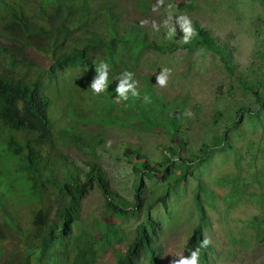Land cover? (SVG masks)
<instances>
[{
	"label": "trees",
	"instance_id": "16d2710c",
	"mask_svg": "<svg viewBox=\"0 0 264 264\" xmlns=\"http://www.w3.org/2000/svg\"><path fill=\"white\" fill-rule=\"evenodd\" d=\"M122 17L118 0H0V264H97L110 251L116 264H139L143 255L157 264L155 236L164 229L158 225L160 216H152V211L162 203L164 220L172 222L166 199L170 193L178 194L179 186L186 188L190 179L197 182L194 203L199 221L188 238L185 257L191 258L199 248V264H211L213 246H201L208 225L202 192L210 198L213 193L198 174L217 153L233 151L230 133L244 119L263 121L262 80L239 78L258 108L240 107L220 138L203 143L201 154H195L187 148L186 103L156 95L152 78L146 76L144 89L115 108L121 104L115 89L122 81L134 80L143 52L164 53L176 47L169 41L150 42L139 25ZM192 36L186 47L220 54L234 75L228 52L205 30L196 26ZM29 50L47 59L49 68L26 59ZM102 62L108 65V83L97 94L90 87ZM88 111L104 114L96 119L103 124H123L126 118L137 132L168 136L169 143L156 161L139 148L124 150L135 176L133 201L113 190L99 163L103 134L88 138L81 130L90 122L86 123L92 114ZM58 116H64L68 126L60 125ZM262 121L257 127H264ZM68 144L92 160L77 164L62 149ZM144 177L160 188V195L150 202H144L148 191ZM95 190L102 204L91 215L95 217H88L84 202ZM142 215L129 238L123 225Z\"/></svg>",
	"mask_w": 264,
	"mask_h": 264
},
{
	"label": "rangeland",
	"instance_id": "374dc122",
	"mask_svg": "<svg viewBox=\"0 0 264 264\" xmlns=\"http://www.w3.org/2000/svg\"><path fill=\"white\" fill-rule=\"evenodd\" d=\"M193 1L197 9L188 13L179 12L174 0H149L148 11L144 0L142 5L136 0H123V6L126 8L124 20L141 23L142 27L151 25L148 29L151 42L161 43L169 39L181 45L182 38L176 37L168 25L184 23V17H178L184 14L191 23L212 35L217 44L228 52L227 61L236 69L233 76L226 69L220 54L204 49L190 51L180 48L165 54L146 50L136 69L135 83L142 82V75L148 76L152 78L153 89L159 96L164 95L167 101L174 103L179 98L178 104L186 103V114L191 113L188 115L187 148L199 155L201 145L214 143L215 138H220L240 107L258 108L254 97L244 92L239 78H248L253 82L254 79L262 80L261 87L264 86V2ZM25 58L37 62L40 67L49 68L50 62L33 50H29ZM160 75H164L166 86L158 85ZM77 77L82 78L81 75ZM70 81L71 85L75 84L74 77ZM91 112L88 111V114ZM215 113L220 115L216 122ZM260 121L244 119L230 133L233 151L217 153L205 172L198 174L205 187L213 193L210 198L206 192H202V199L208 212V225L203 229V235L213 246L214 264H264V127H257ZM58 123L68 126L64 116H58ZM81 130L88 138L103 134V146L97 151L99 163L113 190L131 201L135 176L130 161L123 156L124 150L127 147L139 148L156 161L164 152L163 146L169 143L168 136L161 132L141 133L120 126L101 129L95 123L82 125ZM62 149L79 165L92 160L77 153L72 144ZM142 179L148 188L144 202L155 200L160 195L159 186H155L153 179ZM196 186L197 182L190 179L186 188L179 187L178 194L173 193L166 200L168 216L174 218L172 222L164 220L166 216L163 215L162 203H158L152 211V216H160L164 221V230L156 239L161 264L179 260L187 250L188 238L199 221L194 203ZM176 195L178 198H175ZM102 200L100 192L93 191L84 202V214L95 217L91 215L99 210ZM160 217L157 218L158 225L163 222ZM142 218L143 215L141 218L132 217L124 229L128 233L133 232ZM115 260L110 251L97 264H116ZM143 262L149 264L145 257Z\"/></svg>",
	"mask_w": 264,
	"mask_h": 264
},
{
	"label": "clouds",
	"instance_id": "9594fccd",
	"mask_svg": "<svg viewBox=\"0 0 264 264\" xmlns=\"http://www.w3.org/2000/svg\"><path fill=\"white\" fill-rule=\"evenodd\" d=\"M141 2V5H142V1L143 0H136V2ZM119 2V10L123 12V21H126L124 20L125 18V13H126V8L123 6V0H118ZM135 2V3H136ZM147 4H148V9L146 11H148L150 9V4H149V0H147ZM174 4L177 6V10L181 13H188L189 11H195L197 9V5H195L194 1L193 0H174ZM138 7V6H137ZM139 8V7H138ZM141 12H144L145 10H141L139 9ZM174 13H176V10L173 9L172 10ZM146 13V12H145ZM178 17H184L182 18L183 22L184 23H181V24H177L175 26L173 25H168L169 27V30H174V35L176 37H179V38H182L183 42L182 44H176L172 41H170L169 39H166L165 41H162L161 43H159V45H162L163 43H167L169 41V43H172L174 44L176 47H170V50L166 51V52H161V51H157V50H153V51H156L160 54H165V53H170L174 50H177V49H180V48H187L188 50H190L188 47H186V43L188 41H190L191 38H193L192 35H194V31H195V27L197 26L195 23L193 24V22L191 23L189 21L188 18H186L187 16L182 14V15H179ZM129 22H132L133 24H136V25H139L141 28L142 31L146 32L148 34V39L150 40L151 36H150V33L148 31V29L151 27L150 24H146L142 27L141 23H135L134 21H130L128 20ZM182 26L184 27V29H182ZM161 29V28H160ZM159 29V30H160ZM201 29V28H199ZM208 33V32H207ZM209 34V33H208ZM209 37L212 38L215 42V38L209 34ZM151 42V41H150ZM217 43V42H216ZM219 45V44H218ZM184 46V47H183ZM221 46V45H220ZM223 47V46H221ZM202 47L200 46H197L194 50H190V51H195V50H198V49H201ZM204 49V48H203ZM147 50H152V49H147ZM205 50V49H204ZM207 51V50H206ZM146 52V50L143 52V54ZM143 54L141 55L140 57V63H141V58L143 56ZM145 55V54H144ZM140 65V64H139ZM137 65V67L139 66ZM136 67V69H137ZM136 69H135V76H134V80L129 82L126 84V81H122L118 87L115 89V91L119 94L118 97H116L117 99H120V102L121 104L120 105H115V108H120L124 102L128 99V96L130 95H137L139 94L140 91H142L144 89V79H146V76L145 75H142V82L140 83H135V78H136ZM95 71L99 73V76L98 78L95 79V81L93 82V84L91 85V89L99 94L101 93L102 91H105L106 90V87H107V83H108V65L106 63H101L98 67L95 68ZM125 75H127L129 78L131 77L132 73L130 72H124ZM158 85H160L161 87L163 86H166V79L164 77V75H160L158 78ZM244 79V78H243ZM248 79V78H246ZM153 81V80H152ZM256 81V80H254ZM247 82H249L247 80ZM126 84V85H125ZM153 87V86H152ZM153 91L155 92L156 95H159L157 93V91L155 89H153ZM146 100H147V97H145ZM187 115H191V113H188ZM105 116L104 114L102 113H99V112H96V111H92V114L90 115V117L88 118V121L89 124H87L88 126L91 125L92 123H95L97 125H99L101 127V129H105L106 127H116V126H120V127H127V128H131L133 130H135L133 128V126L131 124H129L127 121H126V118H125V121L123 124H120V123H117V124H103L101 122H99L98 120H96L97 118H101ZM239 127V126H238ZM237 127V128H238ZM237 128H235L234 130H236ZM233 131V130H232ZM102 134V133H101ZM101 134H97L96 136H99ZM103 141V139H102ZM231 147V145H230ZM232 148V147H231ZM144 152V151H143ZM201 154V153H200ZM221 154H227V152H222ZM106 173V172H105ZM107 175V174H106ZM108 178V177H107ZM109 179V178H108ZM201 179V178H200ZM181 187V186H179ZM173 193H170L169 197L172 195ZM168 197V198H169ZM167 198V199H168ZM178 198V196H177ZM166 199V200H167ZM165 205L168 207L167 203H165ZM163 206V205H162ZM168 209V208H167ZM169 211V209H168ZM163 229H164V221L161 223ZM196 226V225H195ZM194 226V227H195ZM125 225H123V229H124ZM126 231V229H124ZM127 232V231H126ZM127 235L129 236V238H133L134 237V231L133 232H130L128 233L127 232ZM160 236V234H157L156 233V236L155 238L158 239V237ZM209 240L205 239L203 242H202V247H207V245L209 244ZM211 244V243H210ZM212 245V244H211ZM159 247V246H158ZM187 249V248H186ZM160 251V250H159ZM187 251V250H186ZM199 252H200V249L197 248L195 252H192L191 253V258H186L185 257V254L184 256H181V258L179 260H171L170 261V264H199ZM210 255L208 256L209 260H210V263L211 264H214L213 261H215V255L213 254V252H209ZM212 253V255H211ZM160 254V253H159ZM143 257L144 255L141 257V259L139 260V264H144L143 262ZM146 260H148L146 257H145ZM149 261V260H148ZM149 264H151V262L149 261ZM157 264H161L160 262V258H159V255H158V260H157Z\"/></svg>",
	"mask_w": 264,
	"mask_h": 264
}]
</instances>
